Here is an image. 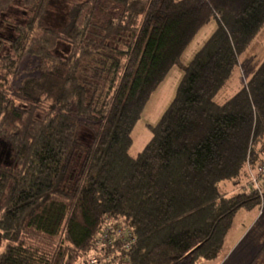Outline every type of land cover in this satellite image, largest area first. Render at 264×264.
<instances>
[{"label":"trees","instance_id":"1","mask_svg":"<svg viewBox=\"0 0 264 264\" xmlns=\"http://www.w3.org/2000/svg\"><path fill=\"white\" fill-rule=\"evenodd\" d=\"M14 1L0 0V19ZM56 1L21 0L25 19L0 55V140L10 152L0 164V264H83L107 220L135 233L129 264L215 259L236 211L264 203V181L246 184L247 168L264 164V57L217 101L264 25V0H79L54 28L45 21ZM211 19L130 155L145 102ZM24 60L29 72L16 80Z\"/></svg>","mask_w":264,"mask_h":264},{"label":"rangeland","instance_id":"2","mask_svg":"<svg viewBox=\"0 0 264 264\" xmlns=\"http://www.w3.org/2000/svg\"><path fill=\"white\" fill-rule=\"evenodd\" d=\"M79 0H57L55 3L49 5L47 11L46 24L51 25L54 28H60L64 26L67 22L66 11L69 9L73 2ZM25 7L22 5L21 0H15L13 4L7 7L4 10L3 17L4 22L7 24L21 22L25 19L26 12ZM216 22L214 19H211L208 23L204 24L192 38L190 43L187 45L185 50L180 56L179 63L172 66L169 71L165 74L160 83L156 88L151 92L147 101L145 102L140 116L132 127L131 137L132 143L129 148V154L135 156L145 145L147 140L150 138V125L155 124L160 118L162 112L166 106L171 101L174 96L177 83L182 75V67L186 65L191 59L195 51L200 47V45L206 40L211 31L215 28ZM2 29V28H1ZM5 31V29H4ZM3 31V32H4ZM5 33H7L5 31ZM9 35V34H8ZM7 35V37H9ZM128 42L127 35L116 38L115 45L119 48H124L125 44ZM69 45L59 42L56 50V54L61 57H65L68 53ZM11 49L8 41L2 43V48L0 53L6 54L10 53ZM264 57V25L258 31L257 35L253 39L246 53L240 57V64L238 69L232 75V78L228 85L219 92L217 96V101H223L225 98L230 96L235 92L244 80L251 74L256 65ZM28 60H24L19 67L18 79H21L26 75L28 71ZM32 64V62H31ZM86 64H90L88 60H84L81 64L78 72V77L80 81H86L88 72ZM30 65V64H29ZM5 70L0 68V73H4ZM3 79L0 78V83ZM89 92V89H88ZM43 114L42 110H38L35 114L36 118H40ZM73 174V173H72ZM260 230L256 232V229ZM230 234V235H229ZM260 234L264 236V203L262 205L258 204L249 209L240 208L236 211L232 218V224L224 237V242L222 248L215 259L212 260H199L192 264H202L201 261H214L215 264H223L226 257L233 259V255H237V262L233 264H242L247 262L248 258L254 256L255 258L250 260L248 264H264L258 263V258L261 255V258L264 259V246L259 250L257 248L255 251L252 249L253 243L259 242ZM229 235V237H228ZM228 237V239H227ZM233 238V239H232ZM238 241L240 242L237 248L242 247L243 249L248 246L247 249H244V256L241 257L238 255L242 252L240 250L233 251L230 253V248L228 247L230 242ZM237 242V243H238ZM229 248V249H227ZM228 254V255H226ZM252 254V255H250ZM259 254V255H258ZM242 255V256H243ZM229 259L227 261H229ZM231 262V261H230ZM229 262V263H230ZM180 264H189L187 259L181 261ZM244 264V263H243Z\"/></svg>","mask_w":264,"mask_h":264},{"label":"built area","instance_id":"3","mask_svg":"<svg viewBox=\"0 0 264 264\" xmlns=\"http://www.w3.org/2000/svg\"><path fill=\"white\" fill-rule=\"evenodd\" d=\"M249 187L259 189L264 181V164L247 168ZM136 241L130 227L116 220H107L96 231L91 240V249L83 264H129L127 251Z\"/></svg>","mask_w":264,"mask_h":264},{"label":"flooded vegetation","instance_id":"4","mask_svg":"<svg viewBox=\"0 0 264 264\" xmlns=\"http://www.w3.org/2000/svg\"><path fill=\"white\" fill-rule=\"evenodd\" d=\"M3 13H2L1 19H0V50L2 48V43L3 42L8 41V43H9V41L13 38V32H14V26H15V24L16 23H20V22L11 23V24L5 23L4 22ZM4 29H5V31L7 33H5ZM7 35L9 37H7ZM0 55H3V54L0 53ZM9 154H10V152H9L8 143L1 139L0 140V164L6 165L7 163H9Z\"/></svg>","mask_w":264,"mask_h":264},{"label":"crops","instance_id":"5","mask_svg":"<svg viewBox=\"0 0 264 264\" xmlns=\"http://www.w3.org/2000/svg\"><path fill=\"white\" fill-rule=\"evenodd\" d=\"M260 229L259 228H257L256 229V232L257 231H259ZM227 234V233H226ZM230 235V234H229ZM229 235H228V237H229ZM228 237H227V239H228ZM233 239V238H232ZM260 240H259V242H257L256 241V243H253L254 245H252V249L255 251L257 248H259V250L260 249H262V247L264 246V236L262 235V234H260V238H259ZM238 241H233V242H230V244H229V248H230V250H229V252L230 253H233V251H235L236 250V248H237V246L239 245V243L240 242H238ZM229 248H227V249H229ZM248 248V246H246V248H244V249H247ZM242 247H239V248H237V250H240L242 253L240 254H238L239 256H240V259H241V257H245L243 254H244V252H245V250H244ZM234 254V253H233ZM226 255H228V254H226ZM230 255L231 254H229L228 255V257H226V259L224 260V262H223V264H233V263H235V262H237V255L236 254H234L233 256V259H229V257H230ZM243 255V256H242ZM250 255H252V254H250ZM259 255V254H258ZM255 257L254 256H251V257H249L248 259L249 260H247V262H243L244 264H248L249 263V261L250 260H252V259H254ZM229 259V261H227ZM231 261V262H230ZM202 262V264H215V262L214 261H201ZM230 262V263H229ZM262 262H264V259H262L261 258V255L259 256V258H258V263H262ZM242 263V264H243ZM263 264V263H262Z\"/></svg>","mask_w":264,"mask_h":264}]
</instances>
